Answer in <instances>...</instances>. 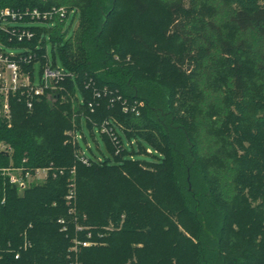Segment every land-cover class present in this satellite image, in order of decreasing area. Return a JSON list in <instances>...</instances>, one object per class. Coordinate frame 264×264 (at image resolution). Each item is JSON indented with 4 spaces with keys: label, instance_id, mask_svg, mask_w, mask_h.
<instances>
[{
    "label": "trees",
    "instance_id": "obj_1",
    "mask_svg": "<svg viewBox=\"0 0 264 264\" xmlns=\"http://www.w3.org/2000/svg\"><path fill=\"white\" fill-rule=\"evenodd\" d=\"M213 2L220 20L185 0H0L78 19L70 38L72 13L32 42L0 32L41 63L49 36L66 74L0 119V168L47 170L23 192L0 174V264H71L88 234L77 264H264V0ZM83 123L108 156L79 153Z\"/></svg>",
    "mask_w": 264,
    "mask_h": 264
},
{
    "label": "built area",
    "instance_id": "obj_2",
    "mask_svg": "<svg viewBox=\"0 0 264 264\" xmlns=\"http://www.w3.org/2000/svg\"><path fill=\"white\" fill-rule=\"evenodd\" d=\"M71 12L65 8H53L50 11L41 12L38 9L16 10L12 8H3L0 10V32H5L9 36V42L19 44L32 42L36 39V33L30 28L36 24H51L55 19L61 21L68 19ZM6 46L0 42V119L6 121L10 126L11 121V98L19 97L24 100L28 109H31L35 101L42 97L51 95L61 90L60 84L65 80L66 74L62 68L55 66L50 62L47 56L43 57L44 62L37 58L36 54L29 52L24 53H9L5 52ZM27 51V50H25ZM36 63L41 64V74L39 83H35L34 69L26 71L24 66ZM103 132L111 135L110 130L103 126ZM11 148L0 143V152L9 153ZM0 174L7 182L17 188L19 192H23L30 187L31 182L37 176L46 178L47 170L30 171L25 168L9 167L0 168ZM75 199V186L71 184L69 192L66 196L67 203L70 205ZM79 230H81L79 228ZM86 240L75 239L70 248L71 255L69 258L71 264H77V255L81 248L95 246V242H91V234L87 235ZM31 243L24 235L23 245L21 250L31 248ZM20 258V252H17L15 259Z\"/></svg>",
    "mask_w": 264,
    "mask_h": 264
},
{
    "label": "rangeland",
    "instance_id": "obj_3",
    "mask_svg": "<svg viewBox=\"0 0 264 264\" xmlns=\"http://www.w3.org/2000/svg\"><path fill=\"white\" fill-rule=\"evenodd\" d=\"M213 0H185V6L190 9H198L199 12L202 15L206 16H211L215 15L214 11H217V17L216 19H222L221 16V9L219 8L218 5L214 7ZM205 5V7H204ZM204 7V8H203ZM219 11V13H218ZM71 19L68 22V33H67V38H70L73 35V32L76 30L77 24H78V19L77 17L73 22L71 21L74 18L75 13L71 12ZM34 27H40V28H47L50 29L52 25L50 24H36L32 25ZM45 40L47 42V47H46V56L49 58L50 62H54V53H53V45L50 42V37L45 36ZM5 52L7 54L9 53H18L20 50L16 48H9L6 47ZM56 63L59 68H61V61L60 58L57 56L56 58ZM41 74V65L39 63H36L34 65V78H35V83H39V78ZM77 144L79 147V153L83 156H85L88 159H97V158H103V156H108L104 140L102 138L101 133L99 132L98 129H93L92 131L87 128V126L83 123L82 128L77 130ZM126 144V142H125ZM129 147V146H125ZM134 159H139V160H152L150 156H146L144 154L142 155H136L134 156ZM44 177L37 176L35 179L31 182L30 187H36L44 184Z\"/></svg>",
    "mask_w": 264,
    "mask_h": 264
}]
</instances>
